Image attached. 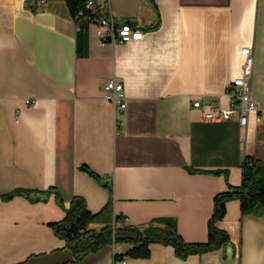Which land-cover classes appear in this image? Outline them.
<instances>
[{"label":"crops","instance_id":"obj_1","mask_svg":"<svg viewBox=\"0 0 264 264\" xmlns=\"http://www.w3.org/2000/svg\"><path fill=\"white\" fill-rule=\"evenodd\" d=\"M99 3L143 38L103 42L92 22L82 54L66 0H0V264H264V215L243 214L238 199L217 222L231 238L224 248L181 258L152 242L149 257L122 259L132 248L125 241L72 263L50 225L66 216L55 192L3 198L56 188L92 213L112 206L125 223L175 217L186 241L205 242L216 194L241 184L247 157L264 159V0ZM244 46L253 49L261 120L204 119L193 102L206 95L230 106ZM113 76L124 82L125 108L105 97Z\"/></svg>","mask_w":264,"mask_h":264},{"label":"trees","instance_id":"obj_2","mask_svg":"<svg viewBox=\"0 0 264 264\" xmlns=\"http://www.w3.org/2000/svg\"><path fill=\"white\" fill-rule=\"evenodd\" d=\"M75 21L79 25L77 34L78 52L85 54L88 50V29L93 21L88 7L89 0H66ZM100 5L99 0H95ZM83 13V14H80ZM80 14V15H79ZM191 172L219 174L222 169H200L188 167ZM55 192L57 203L66 211V216L59 221L51 222L55 233L66 241V246L73 252L72 263H77L85 256L95 253L103 245L119 242H131L132 248L117 254L126 257H149L150 243L161 242L172 245L176 254L186 258L191 254H205L226 247L231 243L229 233L217 227V222L227 213V203L240 200L243 214L264 215V159L247 157L243 163V179L239 185H230L227 190L216 194L214 211L208 222V240L205 242H188L178 230L177 219L172 216L154 217L143 225L123 222L124 216L115 214L108 205L98 213L88 210L84 198L75 196L67 202L60 190L49 188L45 191L17 189L3 195L11 199L15 195H24L33 201H46ZM99 224L100 228L93 227Z\"/></svg>","mask_w":264,"mask_h":264},{"label":"built area","instance_id":"obj_3","mask_svg":"<svg viewBox=\"0 0 264 264\" xmlns=\"http://www.w3.org/2000/svg\"><path fill=\"white\" fill-rule=\"evenodd\" d=\"M88 7L90 14L94 17L92 22L97 23L98 34L103 42L131 41L143 38L144 32L139 27L130 21L119 20L108 6L103 7L98 5L95 0H89ZM242 53L244 55L242 72L230 82L228 90L231 97L230 106L225 107L215 103L212 98L206 95L199 96L193 102L195 107L202 110L204 119L210 121L227 120L236 114L243 127L249 124L253 113L256 114L257 121L261 120L260 107L251 98V80L254 66L253 49L250 46H244ZM104 89L105 97L115 106L119 105L123 108L127 106L125 86L120 77L109 78L105 82Z\"/></svg>","mask_w":264,"mask_h":264},{"label":"rangeland","instance_id":"obj_4","mask_svg":"<svg viewBox=\"0 0 264 264\" xmlns=\"http://www.w3.org/2000/svg\"><path fill=\"white\" fill-rule=\"evenodd\" d=\"M103 1V0H102Z\"/></svg>","mask_w":264,"mask_h":264}]
</instances>
